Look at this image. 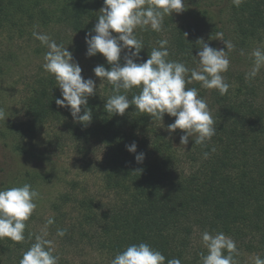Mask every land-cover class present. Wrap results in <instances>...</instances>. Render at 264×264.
<instances>
[{
	"label": "trees",
	"instance_id": "1",
	"mask_svg": "<svg viewBox=\"0 0 264 264\" xmlns=\"http://www.w3.org/2000/svg\"><path fill=\"white\" fill-rule=\"evenodd\" d=\"M103 2L0 0V33L9 29L17 36L32 37L37 27L50 28L48 31L58 33L61 45L64 40L59 32H65L66 38L75 42L77 53L86 52L85 33L97 22ZM230 9L243 43L264 39V0H243L239 6L232 3ZM173 27L169 26L165 33L150 27L136 32L145 45L142 58L147 60L151 50L159 48V41L167 40V59L199 70V58L194 55L203 41L186 36L185 29L179 26ZM88 62L91 74L87 76L102 84L88 98L91 122L85 126L74 121L69 108L55 102L62 96L54 76L41 77L26 99L27 121L17 128L23 137H18V130L13 128L0 130L11 153L8 167L3 168L0 176V189L33 185L45 177L44 169L34 164L38 158L36 151L27 142L52 121L66 127L78 149L83 151L95 142L102 146L99 169L109 200L81 194L87 191H80V182L72 181L71 191L60 197L63 201L53 203L50 218L54 222L48 225L45 221V228L37 230L28 219L24 241L0 239V260L19 264L24 252L36 242V236H44L48 229L55 234L58 229H65L63 237L68 245L82 242L93 246L99 256L92 264H111L129 245L142 242L160 251L166 257L165 264L173 258L181 264H202L204 253L192 247L198 229L222 232L264 258V106L259 104L253 84L239 77L237 86L228 83L225 95L214 88L205 89L195 80L187 84L188 88L198 89L203 99L208 91L213 92L211 115L216 133L203 144H195L194 138H189L184 146L180 145L182 130L171 135L166 130L175 117L165 114L162 125V121L152 120L132 105L124 115L107 112L105 103L113 95V86L96 77L93 68L101 64L106 69L111 66L99 53L88 57ZM126 94L131 98L139 94V89L133 88ZM133 142L137 145L135 153L126 148ZM180 146L184 147L183 152ZM138 153L145 154L142 163L135 159ZM67 202H74L77 211L75 218H71L74 221L67 222L68 227L64 225L68 213L62 208ZM44 238L49 240L48 235ZM53 254L59 257L58 264L88 263L62 258L55 251Z\"/></svg>",
	"mask_w": 264,
	"mask_h": 264
},
{
	"label": "clouds",
	"instance_id": "2",
	"mask_svg": "<svg viewBox=\"0 0 264 264\" xmlns=\"http://www.w3.org/2000/svg\"><path fill=\"white\" fill-rule=\"evenodd\" d=\"M242 2L233 0L236 6ZM185 5V0H104L97 22L85 33L84 38L85 55L91 57L102 54L111 66L106 69L101 64L93 68L96 77L101 81L107 80L113 86V95L107 98L105 110L124 115L132 105L152 120L162 121V125L165 114L175 117L166 130L169 135L177 129L182 130L184 134L180 136V145L184 146L189 143V138H194L195 144H203L216 133L215 121L207 102L199 96L198 89L186 85L195 80L201 82V87L214 88L225 95L230 85L222 73L228 71V52L234 48L231 41L223 39V33H217L216 39L222 40L225 48L218 49L198 39L203 41V46L194 55L199 58V70H190L182 62L167 59L168 41L161 40L159 48H153L147 60H144L141 51L145 45L137 38L136 30L150 27L153 31H161L164 17L183 12ZM33 35L49 49L44 57L46 62L43 68L54 76L61 90L62 98H56V104L68 107L74 121L87 126L92 120L88 98L97 93L95 80L82 76V68L68 48L58 45L47 34L34 32ZM252 56L254 66L246 74V79L255 78L264 66V50L255 49ZM133 88H138L139 94L129 98L126 93ZM4 120L5 112L0 108V121ZM126 148L135 153L137 145L133 142ZM144 158V153L135 156L138 163H142ZM38 196V191L28 183L0 189V239L9 238L14 242L25 240V222L36 209L35 200ZM53 222L52 218L47 220L48 225ZM65 234V229L57 230L58 236L63 237ZM44 236H36V242L24 252L19 264H58L59 257L53 254L52 241ZM201 238L208 250L207 255L201 254L202 264H238L233 255L238 252L234 240L222 232L212 235L207 231L202 233ZM165 260L166 257L160 251L142 242L129 245L111 260V264H165ZM167 264H181V261L173 258ZM254 264H264V258L257 256Z\"/></svg>",
	"mask_w": 264,
	"mask_h": 264
},
{
	"label": "rangeland",
	"instance_id": "3",
	"mask_svg": "<svg viewBox=\"0 0 264 264\" xmlns=\"http://www.w3.org/2000/svg\"><path fill=\"white\" fill-rule=\"evenodd\" d=\"M185 2L186 9L183 12L164 17L161 32L165 33L169 26L172 28L179 26L185 29L190 37L196 36L218 49L226 47L222 40L216 39L217 33H223V39L231 41L234 45V48L228 52L230 60L228 71L222 73L225 81L237 86L238 78L242 77L252 83L257 90L259 104L264 106V66L260 68L255 78L246 79V74L254 66L252 53L258 48L264 50V39L262 41L242 42L241 37L236 33V24L230 9L233 0H185ZM167 23L169 26L166 25ZM49 29L37 27L34 32L47 34L51 40L61 45L60 40H58V33L53 30L50 32ZM2 31L0 33V108L4 110L6 120L0 121V130L13 128L18 130V137H23L17 128L22 122L27 121L25 115L26 99L31 94L33 87L41 77L50 74L43 68V64L46 62L44 57L49 49L34 35L32 37L28 35L17 36V32L12 33L9 29ZM140 31L141 29L136 30V32ZM60 34V39L64 40L63 46L73 53L74 60L81 66L82 76L90 78L91 76H87L91 74V69L88 56L85 55L86 52L77 53L75 42L68 40L65 32H59ZM10 36H14V38L11 39ZM95 82L97 87L102 86L99 81ZM212 93L211 90L208 91L204 98L210 113L214 110L211 107ZM3 140L0 135V176L3 174V168L7 169V161L11 154ZM27 145L36 151L38 158L34 164L44 169L45 175L31 185L38 191L39 196L35 200L37 207L29 218L30 221L28 220L30 226L37 230L45 228V221L53 215L51 209L53 203L61 201L60 197L71 191V183L74 180L80 182V191H87V193L83 191L81 194L89 193L91 196H98L103 198L104 202L109 200V193L103 188L102 175L99 169L102 156V146L99 143H92L82 151L78 149V145L67 134L65 126L50 121L37 132V135L30 142H27ZM179 148L182 152L184 151L183 146ZM28 162L32 164L31 161ZM62 208L68 213V220L64 223L68 227L69 223L67 222L72 220L71 218H75L77 214L76 205L74 202H67ZM205 231L207 230H196L193 235L192 247L195 251L201 250L207 255L208 250L201 238ZM209 233L215 235V233ZM47 235L52 241L53 250L62 258L73 259L78 263L88 262L87 264H92L98 259L99 253L88 243L77 242L68 245L64 237L58 236L49 229ZM226 236L236 243L238 252L233 255L238 264H254L255 258L258 256L257 253L246 250L239 241L231 236ZM225 254L227 253L225 252ZM0 264H6V260H0Z\"/></svg>",
	"mask_w": 264,
	"mask_h": 264
}]
</instances>
